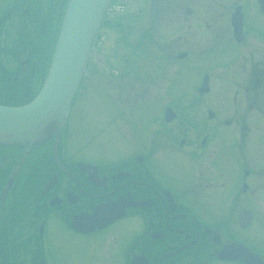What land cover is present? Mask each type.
I'll use <instances>...</instances> for the list:
<instances>
[{"label": "flooded vegetation", "instance_id": "af4514ba", "mask_svg": "<svg viewBox=\"0 0 264 264\" xmlns=\"http://www.w3.org/2000/svg\"><path fill=\"white\" fill-rule=\"evenodd\" d=\"M153 1L147 2L153 6ZM64 2L0 0V105L25 104L38 86ZM142 2V7L136 8L134 22L141 21L136 22L141 31L137 39L149 43L152 27L145 16L147 2ZM168 3L172 17L168 20L170 46H166L167 51L165 47L156 50L157 56L149 61L154 71L149 75L140 67V62L148 61L141 56L137 41L131 46L129 58L122 56L117 68L106 69L109 80L130 76L142 88L131 101L133 105L112 106L95 118L89 110L84 144L88 153H83L80 146L71 151L69 119L65 136L59 140L62 150L54 137L26 154L17 147L0 148V264H60L54 245L62 247L64 264H69V258H74V264H89L85 245H89L95 264H243L238 258L220 256L232 244L241 245L264 261V241L259 240V244L245 234L255 220L249 203L260 201L257 195L264 190V162L255 157L259 151L264 154V26L248 27V0L232 7H241L243 24L238 40L230 27L234 54L226 63L246 70L234 80L233 93L236 113L243 99L246 115L223 120L218 106L206 105L200 110L196 105L195 93L199 98L210 94L207 69H216L215 65L203 68L191 96V91L173 96L170 74L162 88H147L158 83L157 71L162 76L167 71L173 75L176 61L184 63L195 57L188 47L173 51L176 12H181L185 21L188 13L192 14V6L207 7L196 0ZM210 3L220 6L218 0ZM252 3L260 13L257 0ZM248 41H252L255 52L263 49L262 57L254 58L251 51L248 60L243 57L241 46ZM224 48L231 47L224 43L211 52ZM109 61L105 58L103 62L108 65ZM204 79L206 88L200 91ZM108 96L104 92L103 97ZM219 101L226 99L219 96ZM74 103L71 110L77 122L80 105L74 109ZM100 120L103 126L96 129ZM255 126L263 130L262 135L254 134ZM106 129L120 135L111 155L100 153L102 148L112 146ZM94 139L101 144L92 146ZM168 154H172L170 158ZM174 158L186 163L181 175L171 170L170 160ZM211 203L217 212L206 216L203 209ZM244 209L251 218L240 228L239 213ZM57 231L65 234L63 239Z\"/></svg>", "mask_w": 264, "mask_h": 264}, {"label": "rangeland", "instance_id": "374dc122", "mask_svg": "<svg viewBox=\"0 0 264 264\" xmlns=\"http://www.w3.org/2000/svg\"><path fill=\"white\" fill-rule=\"evenodd\" d=\"M136 1L137 0H129L128 6L131 12L126 11V13L128 14L131 13L128 17H132L133 19L135 16L134 13L136 12L135 8L137 6H140L137 8H141V5L143 3L141 0V4L138 5ZM147 1L148 0H146V2ZM192 1L193 0H190V2ZM196 1L205 3L207 7L210 6V12L208 11L209 9H207V7L203 10L201 8H193L194 6H192V14L189 15L188 13V17L185 21V17H182L181 12H176V15L174 17L173 26L174 28L176 27V29L174 33V42L172 43L173 45H171L173 51H181L183 50V47H188L191 52V55L195 54V57L192 56L190 60H185L184 63L176 62L174 64V71H178V74H175V76L173 77V84L170 87L171 93L173 94V96H180L185 95L187 91H191L188 95H193L192 90H194L199 84L198 80L201 74L203 73V68L205 66L213 67V65H215L216 69L210 68L211 71H208L209 68L207 69L208 78L211 86V91L208 97L206 96L207 98H202L203 96H201V98H199L200 96L195 93L196 98H198V101L196 103L197 109L201 110L206 105H215L219 107V110L221 111L223 116V120H233V117L236 119L239 115H242L243 113V115H246V103L244 102V100L240 99L239 105L237 106L238 112L236 113V106L234 104L233 97L234 80L239 76L242 77L243 72H245L246 70H238L237 65L233 67V65H230V63H226L227 60H229V58H231L234 54L233 40L230 35L231 10L234 5L240 3L242 0H218L220 2V6H215L214 3H210V0ZM248 1L250 5H248L246 16L248 27L258 24L259 26H264V16H262L259 11L255 8L252 3V0ZM148 4L149 2L145 4V10L147 11L145 16L147 15L146 17L149 21H147L146 17L145 20L149 22V25H151L152 27V31L149 33L150 35L147 34L150 38L149 40H151L149 41V43L141 42V40L137 39L138 34L141 31L137 29L135 24L136 22L139 23L141 21H135L134 24L133 20L128 21L127 27L123 26L124 37L126 36V38L123 39L120 38V36H122V33L117 34L113 27L104 26L103 28H101L100 33L104 37L102 45L98 50L93 49L91 51L90 58L88 59L90 70L89 73H86L84 79V90H82L83 93L78 97V99L74 103V109H76L75 107L77 105H80V119L76 122L75 116L74 114H72L71 110V114L68 121V142L71 144V151H73L77 146L83 147L84 151L82 152L85 154L89 151V149H87V147L84 145L87 139L86 136L88 135L87 132L89 127V110H93L95 118L96 114L101 110H112V106L117 105L115 107H124L127 105H133L134 102L131 101L135 99L136 94H139L140 88H142L139 85L140 83L130 76L123 77L121 81L109 80L107 78L108 76H106V69L113 70L117 68L120 62L118 60H120L122 56L129 58L127 55L132 52L131 46H133L137 41L139 43V47L142 49L141 56L147 58L146 61H148V63L140 62L139 65L140 67L145 68L144 72L146 71L150 75V73L154 71V69L152 68L153 64L150 62H152V59L157 56L156 50L163 49L165 47V50L167 51L166 46H170V44L167 42V35L170 33L168 32V30L170 29L168 20L170 18L172 19V17H169L170 14H168V0H154L153 6H150V4ZM110 15L113 16H109L108 20L110 22L111 19L114 20V18L119 17L118 14L114 13H111ZM115 22L116 23L113 24L114 26L115 24L119 23L118 21ZM47 37L49 38V33L46 34V38ZM184 38H186L188 42H185ZM118 39H121V43L118 42ZM224 43L227 47L231 48H224V50L219 52H211L213 50V47L221 48L223 47ZM123 47L125 49H120ZM241 49L243 50V57L247 58V60L250 58L248 55V52L250 51L254 52V58H260L263 56V49H260V52H255L252 41H248L243 44L241 46ZM212 53H214L212 56H208ZM40 58L43 60V57ZM105 58H110L108 65H104L102 63ZM149 63L150 65H148ZM129 64L131 63H128L127 65L129 66ZM245 67H247V65ZM220 68L224 69H221L222 71H220ZM156 73V77H159V81L158 83H151L150 85H148L147 88L150 90H153L155 88H162V86L166 84V80L169 78V74L170 76H173L171 71H167L164 76H162L163 73L159 74L158 71ZM142 74L144 75V73ZM167 74L168 76L165 77ZM106 91L110 94L108 98L105 97L106 99H108L107 102L103 97V94L104 92L106 93ZM141 95H143L142 97L145 98V94ZM219 96H221L223 101H225L226 99V102L221 103L219 101ZM149 99L152 100V97H149ZM188 99L189 101H191V98ZM118 110L119 109H114V111ZM115 113H111V116H113ZM197 114L201 117L203 116L201 112H197ZM75 125L78 128H76ZM102 126L103 124L100 120L97 124L96 129ZM113 127L115 128V125ZM255 127L256 128L254 129V134H257L259 132V134L262 135L263 130L261 128H258L257 126ZM105 135L106 137L110 136L109 138L111 139V141H113L111 143L112 146L108 150L102 148V150H100V153H103L105 151L108 155H111L115 152L113 144L115 143V141L119 142L120 135H117V133L113 131V129H106ZM97 142L100 143L98 140L94 139L92 146L95 145ZM171 155L172 154H168V158H170ZM255 157L258 159H262V161L264 162V154L262 152L259 151V153L255 155ZM170 161H172L170 163L171 170L181 175L182 171H184L186 163L181 158H174ZM170 166L168 168H170ZM257 196L261 198V203L260 201L257 202L256 200L249 203L251 204V209L255 213V220L251 226L252 228L249 231H245V234L250 235L253 240L260 244L259 240L264 241V190L260 191ZM246 203L248 204L247 198ZM217 209L218 208H216V205L214 203H211L203 209V212L206 216L213 215L216 214ZM60 233L63 239L65 234L61 231H57V235H59ZM116 237L117 240L120 239L119 235H116ZM84 247L83 248L86 261L89 264H95V260L89 245H85ZM61 251L62 247L60 245H54V252L57 255L59 263L64 264V261L61 257ZM74 262V258H69V264H74Z\"/></svg>", "mask_w": 264, "mask_h": 264}, {"label": "water", "instance_id": "95a60500", "mask_svg": "<svg viewBox=\"0 0 264 264\" xmlns=\"http://www.w3.org/2000/svg\"><path fill=\"white\" fill-rule=\"evenodd\" d=\"M111 1L68 0L41 89L23 106H0V146L22 147L26 154L32 145L60 130L78 88L91 43ZM260 4L264 10V1ZM231 24L236 36L240 25L237 12L232 15ZM241 218L244 220L248 215H240ZM243 251L241 246L226 247L220 256L230 259L238 255L245 264H264L255 255Z\"/></svg>", "mask_w": 264, "mask_h": 264}, {"label": "trees", "instance_id": "16d2710c", "mask_svg": "<svg viewBox=\"0 0 264 264\" xmlns=\"http://www.w3.org/2000/svg\"><path fill=\"white\" fill-rule=\"evenodd\" d=\"M104 25L113 27L115 29V31L117 32V34H121L122 33V28L123 27L121 25H119V24H115V26H114L112 22L108 21V22H104ZM120 41H121V39H118V42H120Z\"/></svg>", "mask_w": 264, "mask_h": 264}]
</instances>
